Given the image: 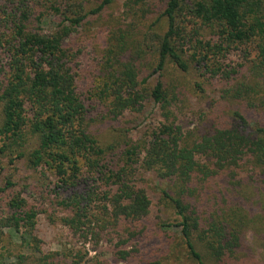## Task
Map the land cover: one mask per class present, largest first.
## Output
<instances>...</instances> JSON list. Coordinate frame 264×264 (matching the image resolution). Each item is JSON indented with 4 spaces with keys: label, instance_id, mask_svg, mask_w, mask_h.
Returning <instances> with one entry per match:
<instances>
[{
    "label": "rangeland",
    "instance_id": "374dc122",
    "mask_svg": "<svg viewBox=\"0 0 264 264\" xmlns=\"http://www.w3.org/2000/svg\"><path fill=\"white\" fill-rule=\"evenodd\" d=\"M102 1H26L32 13L27 30L41 35L50 36L63 27L54 8L75 16L88 13L76 28L64 24L71 33L63 48L85 107L86 132L103 153L96 158L97 169L81 164L77 187H58L44 166L34 170L27 163L37 149V136L27 128L17 142L4 143L0 136V148L6 146L0 155V188L7 180L12 184L0 193V226L4 218L13 215L7 205L15 198L25 201L24 213L36 215L32 228L22 226L19 233L1 229L0 264H39L43 255L59 261L57 264H69V255L76 252L84 255L87 264H196L181 242L180 221L163 195L179 194L175 182L145 171L143 154L136 170L133 164L131 172L123 171L130 168L126 152L134 147L138 153L142 151L151 134L165 124L173 126L188 147L217 130L233 129L237 114L250 129L264 128V70L260 64L264 34L244 43L227 41L222 26L203 24L192 15L193 5L201 0L181 1L176 20L180 39L175 47L187 70L166 62L161 79L168 96L165 108L147 98L136 110L111 115L108 88L122 84L123 65L133 67L138 82L153 71L157 45L149 34L165 33L167 0H113L100 13L90 14ZM19 3L21 0H0V88L9 77L10 14L17 12ZM79 7L83 13H78ZM257 12L264 22V0ZM200 58L204 61L198 62ZM153 86L152 77L140 91L148 92ZM1 122L0 109V126ZM117 172L147 196L150 205L145 217L114 216L110 206L118 186L109 178ZM205 180L196 179L193 192L181 194L183 199L190 197L196 202L202 225L210 222V215H227L226 223L239 228L244 262L234 260L233 264H264V168L247 159ZM76 198L82 202L79 213L73 205L63 204ZM197 248L206 256L202 246Z\"/></svg>",
    "mask_w": 264,
    "mask_h": 264
},
{
    "label": "trees",
    "instance_id": "16d2710c",
    "mask_svg": "<svg viewBox=\"0 0 264 264\" xmlns=\"http://www.w3.org/2000/svg\"><path fill=\"white\" fill-rule=\"evenodd\" d=\"M26 1L21 0L19 4L22 8L10 14L13 21V42L8 48L11 57L9 77L0 88V136L4 143L17 142L27 128L38 139L37 149L27 160L29 167L36 170L44 166L56 179L58 187H77L81 177V164L98 166L96 158L103 153L86 132L85 107L76 92L74 75L66 66L67 56L63 48L65 39L71 33L64 24L76 28L88 13L75 16L76 14L54 8V13L62 19L63 27L61 25L60 30L50 36L41 35L27 30L32 13ZM112 1L103 0L90 14L100 13ZM181 1H166L163 11L167 27L165 33L162 36L149 34L157 46L156 63L148 78L138 82L133 67L123 65L121 71L124 72L119 76L122 84L108 88L112 97L111 115L117 117L126 111L136 110L142 107L147 98L161 109L165 108L168 96L161 79L166 62L170 61L181 71L187 70L175 47L180 39L176 20L181 12ZM260 5L261 0H201L193 5L191 12L203 24L222 26V37L227 41L244 43L255 35L264 34V22L256 16ZM82 11L79 7L78 13H83ZM260 54V64L264 70V48L260 50ZM203 61L204 58L198 60ZM27 70L30 74H27ZM152 77L154 86L148 92L140 91V86L145 85ZM235 121L233 129L217 130L212 136L201 138L191 147L184 146L182 137L174 132L173 126L165 124L151 134L149 143L142 151L138 153L134 147L126 152L130 168L123 171L131 172L133 164L136 170L139 166L136 164L137 160L143 154L141 165L145 171L155 172L161 179L175 182L179 194L171 196L164 192L163 195L180 221L177 227L180 229L181 242L196 264H208L207 261L222 264H233L234 260L244 262L242 232L239 228L234 229L233 222L226 223L227 215H217L214 218L212 215L208 216L210 222L205 227L196 202L190 197H187V201L181 196L183 193L193 192L196 179L205 182V179L215 175L217 171L236 168L243 160L251 159L264 168V128L250 129L246 120L238 114L235 115L233 122ZM5 147L4 144L0 148V155L4 153ZM199 158H203V161ZM132 159L136 162L133 163ZM109 179L115 180L118 186L113 205L110 206L115 211L114 216L134 220L145 217L150 203L143 190L126 183L122 172L113 174ZM10 187L12 184L7 180L5 186L0 188V193ZM63 204L73 205L79 213L82 202L76 198ZM7 206L13 215L4 218L0 226V239L2 228L19 233L22 226L32 228L36 216L33 212H23L25 201L20 198L11 200ZM198 245L207 252L206 256L198 250ZM68 258L69 264H87L80 252L71 253ZM57 262L59 261L48 255H43L39 260V264Z\"/></svg>",
    "mask_w": 264,
    "mask_h": 264
}]
</instances>
